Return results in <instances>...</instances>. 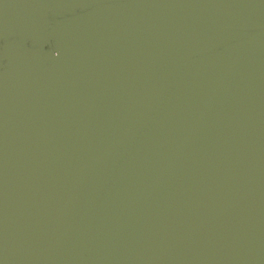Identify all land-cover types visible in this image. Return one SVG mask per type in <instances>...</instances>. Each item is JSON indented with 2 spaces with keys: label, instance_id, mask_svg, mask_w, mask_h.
<instances>
[{
  "label": "water",
  "instance_id": "water-1",
  "mask_svg": "<svg viewBox=\"0 0 264 264\" xmlns=\"http://www.w3.org/2000/svg\"><path fill=\"white\" fill-rule=\"evenodd\" d=\"M0 264H264V0H0Z\"/></svg>",
  "mask_w": 264,
  "mask_h": 264
}]
</instances>
